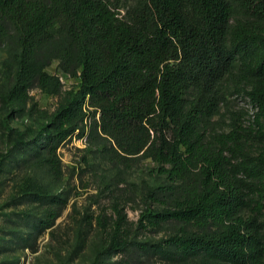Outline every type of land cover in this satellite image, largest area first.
<instances>
[{
	"label": "trees",
	"instance_id": "trees-1",
	"mask_svg": "<svg viewBox=\"0 0 264 264\" xmlns=\"http://www.w3.org/2000/svg\"><path fill=\"white\" fill-rule=\"evenodd\" d=\"M126 1L0 0V48L14 63L4 106L24 112L37 87L60 95L61 79L48 72L55 62L80 80L78 96L23 148L27 169H42L43 152L88 128L103 160H151L180 195L146 218L197 229L169 238L163 255L264 264V0ZM227 85L256 112L248 126L230 113L229 131L210 136ZM1 113L0 138L10 131Z\"/></svg>",
	"mask_w": 264,
	"mask_h": 264
},
{
	"label": "rangeland",
	"instance_id": "rangeland-1",
	"mask_svg": "<svg viewBox=\"0 0 264 264\" xmlns=\"http://www.w3.org/2000/svg\"><path fill=\"white\" fill-rule=\"evenodd\" d=\"M13 67L8 49L0 48L1 119L10 130L0 138V264H200L158 250L169 238L197 229L179 222L147 224L148 215L180 199L151 160L132 168L112 165L87 128L84 137L67 139L55 154L43 152L42 169H27L32 154L23 148L78 96L80 80L63 74L55 62L48 72L61 79L60 95L37 87L23 112L2 100L13 85ZM225 95L210 136L229 131L230 113L241 114L248 126L256 112L240 87L227 85Z\"/></svg>",
	"mask_w": 264,
	"mask_h": 264
}]
</instances>
